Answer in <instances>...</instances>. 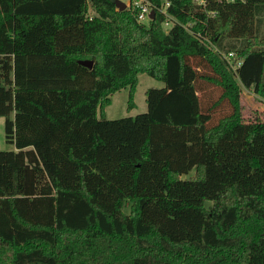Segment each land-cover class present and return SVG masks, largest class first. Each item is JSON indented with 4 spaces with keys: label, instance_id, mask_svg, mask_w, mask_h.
I'll return each instance as SVG.
<instances>
[{
    "label": "trees",
    "instance_id": "16d2710c",
    "mask_svg": "<svg viewBox=\"0 0 264 264\" xmlns=\"http://www.w3.org/2000/svg\"><path fill=\"white\" fill-rule=\"evenodd\" d=\"M167 1V31L107 16L108 51L87 0H0V264H264V0ZM140 74L146 111L109 120Z\"/></svg>",
    "mask_w": 264,
    "mask_h": 264
},
{
    "label": "rangeland",
    "instance_id": "374dc122",
    "mask_svg": "<svg viewBox=\"0 0 264 264\" xmlns=\"http://www.w3.org/2000/svg\"><path fill=\"white\" fill-rule=\"evenodd\" d=\"M115 11L117 9L115 8ZM113 9H104L103 6L95 5L92 0L86 2V16L90 20V26L92 31L99 37L106 41V49L109 51L113 42H111L112 26L111 22L107 20V16L110 18L115 12ZM264 28V27H263ZM264 30V29H263ZM111 52V51H110ZM162 83L147 76L146 74H140L138 77V83L133 93L134 106L129 109L128 104V89H123L116 92L112 96L111 104L105 110V116L109 120L119 119L127 116L140 115L146 111L145 103V91L149 88L161 87ZM219 91L216 89H207L205 92L199 94L201 105L204 108L209 107L215 100H217ZM241 115L244 122L262 121L264 120V97L253 93L252 90H241L240 95ZM227 107L225 103H220L212 112V122L226 113ZM128 122L133 123L135 117L130 118ZM128 124V125H130ZM0 150L10 151L14 150V146L6 142L4 134V118L0 117ZM194 171H191L187 175H183V179H187L193 175Z\"/></svg>",
    "mask_w": 264,
    "mask_h": 264
},
{
    "label": "built area",
    "instance_id": "2783aa9c",
    "mask_svg": "<svg viewBox=\"0 0 264 264\" xmlns=\"http://www.w3.org/2000/svg\"><path fill=\"white\" fill-rule=\"evenodd\" d=\"M126 6V9L132 8L136 9L137 14V21L140 24L147 25L152 19L149 17L151 11H154L155 14L162 15L161 26L162 28L167 31L170 29L175 23H177L176 19H174L168 12V7L170 3L167 0H164L160 5H156L152 3L150 0H120ZM154 18V16H153ZM232 57L233 54L229 53L228 56H225L227 63L231 65L229 57ZM239 65V63L237 64ZM231 67L234 66L231 65Z\"/></svg>",
    "mask_w": 264,
    "mask_h": 264
},
{
    "label": "water",
    "instance_id": "95a60500",
    "mask_svg": "<svg viewBox=\"0 0 264 264\" xmlns=\"http://www.w3.org/2000/svg\"><path fill=\"white\" fill-rule=\"evenodd\" d=\"M114 7L117 9V11H123L126 9V6L123 2H121L120 0H114ZM153 16H154V11H151L150 13V18L153 19ZM80 63L83 65V66H86L88 68H91L92 66V61L90 60H84V61H80Z\"/></svg>",
    "mask_w": 264,
    "mask_h": 264
}]
</instances>
